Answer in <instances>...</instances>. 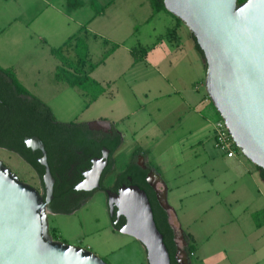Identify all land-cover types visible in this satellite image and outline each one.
I'll return each mask as SVG.
<instances>
[{"label": "crops", "instance_id": "crops-1", "mask_svg": "<svg viewBox=\"0 0 264 264\" xmlns=\"http://www.w3.org/2000/svg\"><path fill=\"white\" fill-rule=\"evenodd\" d=\"M24 1L25 8L23 0H0V68L12 69L24 87L23 73L38 70L40 63L23 58L42 46L44 54L49 51L57 61L50 71L62 69L69 78L86 75L102 89L91 102L79 88L59 80L63 86L57 96L80 111L76 124L94 141L111 132L119 135L114 164L116 153L125 150L130 156L126 166L134 160L153 172L154 186L164 193L168 223L184 246L177 248L188 263L264 264V196L258 192L256 177L264 182L241 154L227 159L206 152L209 143L213 145V122L200 110L205 63L187 28L165 10L153 15L149 0H138L133 11L128 0H104L98 10L90 3L82 14L77 13L84 8L81 0H76L74 8L64 0L65 8L62 0H41L45 8L37 18L47 22L37 33ZM75 35L84 41L86 50L77 51L71 39ZM54 50L59 51L58 57ZM62 58L69 66H62ZM72 63L79 64V69ZM38 99L50 109L45 99ZM152 156L155 165L150 162ZM170 157L174 160L166 163ZM196 160L201 163L195 165ZM184 165H189L188 170H177ZM204 166L208 171L200 177ZM218 166H224L220 182L231 175L239 181L235 191L223 197L211 177ZM239 166L244 170H236ZM170 169H175L176 176L170 175ZM198 170V177L193 176ZM231 200L242 207V213L220 222V212ZM222 232L221 238L231 237V244L212 242ZM185 235L192 239L190 254L182 240ZM180 258L187 262L185 256Z\"/></svg>", "mask_w": 264, "mask_h": 264}, {"label": "water", "instance_id": "water-1", "mask_svg": "<svg viewBox=\"0 0 264 264\" xmlns=\"http://www.w3.org/2000/svg\"><path fill=\"white\" fill-rule=\"evenodd\" d=\"M163 6L187 28L202 52L206 95L233 144L253 166L264 170V0L240 4L237 0H163ZM24 144L40 152L42 190L21 181L0 160V264H107L87 248L52 238L48 215L55 179L43 142L33 136L24 138ZM108 155L103 147L100 157L90 160L91 167L81 173L75 191L100 188ZM146 183L166 212L164 193L154 186L151 170ZM104 193L108 214L116 218L113 224L124 219L118 232L141 244L146 263L171 264L145 191L123 184L115 192ZM181 255L187 261L177 248L176 264H189Z\"/></svg>", "mask_w": 264, "mask_h": 264}, {"label": "trees", "instance_id": "trees-1", "mask_svg": "<svg viewBox=\"0 0 264 264\" xmlns=\"http://www.w3.org/2000/svg\"><path fill=\"white\" fill-rule=\"evenodd\" d=\"M67 7H78L76 0H64ZM246 0H237V3H243ZM153 15L160 11H164L163 0H149ZM177 20V19H176ZM179 23V21L177 20ZM76 43L77 51L82 49L86 50V45L82 39H79L77 35L71 37ZM195 42V39H194ZM195 48L202 55L198 45L195 42ZM53 53L58 57L59 51L54 50ZM62 66L69 64L65 59H61ZM74 64V63H72ZM77 64L73 67L75 70L79 69ZM79 72V71H77ZM55 78L59 81H63L72 87H77L82 92V96L89 103L99 94L102 89L99 85L95 84L86 75L75 74L71 78L65 74L62 69L55 72ZM81 124H63L59 123L53 117V114L49 107L42 103L38 98L32 96L17 80L15 73L12 69L0 68V148L11 151L18 155L31 169L35 172L38 178L41 180L43 174V167L38 163L40 158L39 151H32L24 144V138L26 137H38L44 144L47 161L50 167L52 176L55 179L54 184V199L50 203L52 204L57 197L62 195H71L81 193L80 195L89 196L91 193L77 192L74 189L76 183L80 181L82 175L81 170H69L71 164L76 166V169L83 167V161L89 163L90 158L98 156L103 147L109 151L108 167L103 171L102 176L105 173H109L114 164L113 154L120 145V137L116 132L109 134V139L94 141L91 139L89 132L81 129ZM82 151L85 159L82 163H75L72 161V157H75V153ZM56 164V167H53ZM259 178L264 182V170L257 168ZM74 172V176H69L70 172ZM147 170H139L137 165L132 160L125 170L120 172L114 182L112 191H116L119 186L136 185L140 189L144 190L149 200L155 226L159 233L162 235L163 243L168 251L171 264H176L174 256L177 250V244L175 241L174 230L168 223L167 214L158 204L155 194L146 183ZM59 177L63 178V185L59 186ZM128 177L130 181H128ZM103 189V188H102ZM100 189V190H102ZM60 193V194H59ZM67 205V204H65ZM79 204L69 206L67 213H71ZM63 211V210H61ZM124 223V219L120 221L118 225H114L119 229ZM114 232L115 230L112 229ZM49 233L54 240H60L59 235L55 228H49ZM184 240L187 243L185 248L186 253L190 254L192 246L189 242L192 240L190 236L185 235Z\"/></svg>", "mask_w": 264, "mask_h": 264}, {"label": "rangeland", "instance_id": "rangeland-1", "mask_svg": "<svg viewBox=\"0 0 264 264\" xmlns=\"http://www.w3.org/2000/svg\"><path fill=\"white\" fill-rule=\"evenodd\" d=\"M55 1V0H54ZM84 4V8L78 10V14H82L83 11H88L89 4H92V9L98 10V4L100 1L104 0H81ZM128 6L130 9L136 5L138 0H128ZM74 1L72 0V3ZM27 3V11H28V19H33L32 25L34 31L39 33L43 27H45V23L47 22L46 19L40 20L37 18V15L40 11L45 8V4L41 0H26ZM63 7L65 8L64 1L62 0ZM23 7L25 8V1L23 0L22 3ZM73 8V7H72ZM17 10V9H16ZM130 11H133L132 9ZM42 46L37 47V52H31L23 59H31L32 61H38L40 64L38 70H30L29 72L23 73V85L29 91V93L34 96L35 98L45 99L46 102L50 104V109L52 110L53 117L57 122H62L63 124H68L71 121H75V115H79V110H72L74 105L64 103L59 97L57 93L61 88V83L54 77L55 73L50 71L55 65H57L56 58L51 55L48 51L44 54V47L43 51L41 50ZM65 48L62 47V49ZM53 60V63L50 61ZM82 64V63H81ZM80 64V65H81ZM79 65V64H77ZM54 75V76H53ZM25 76V77H24ZM57 81H56V80ZM204 81V80H203ZM63 86V85H62ZM200 110L205 113L208 119L215 123L220 118L218 117L217 113L213 109L212 103L208 99L204 84L200 81ZM77 105V104H76ZM79 106V105H77ZM79 121H83L82 118ZM212 142V140H211ZM207 146V144H206ZM206 152L208 155L213 157H222L221 153L214 149L213 145L209 143L208 147L206 148ZM240 158L249 164L252 169L254 166L242 155ZM155 156L150 158L151 164L155 165L154 162ZM0 160L2 163L10 169L12 173H14L21 181L29 184L30 186L34 187L38 191L42 190L41 180L35 174L34 171L15 153L1 149L0 148ZM130 156L129 152L125 150H121L120 152L116 153L115 155V164L113 165L112 170L106 174V178L104 180L105 186H112L113 180L117 177V175L122 172L129 162ZM174 160L172 157L166 163L171 162ZM198 162V163H197ZM200 164V160H196L195 162ZM172 167V166H169ZM158 168V167H157ZM189 165H184L177 170H188ZM208 166H204L205 170H200V177L201 175H206ZM224 166H218V170L215 174L211 173V177L214 179V183L216 185L218 183V187H220L223 195H230L233 193V189L239 184L237 176L231 175V177L227 179H221L220 182V172L223 170ZM175 169H170L168 172L170 175L176 176ZM225 170H230L227 167ZM236 170H244L241 166L237 167ZM158 172L160 170H157ZM199 174V170L195 172L193 176H197ZM198 177V176H197ZM196 177V178H197ZM256 177V176H255ZM195 178V179H196ZM258 183V192L264 196V183H260L258 176L256 177ZM224 183L227 186H224ZM254 188V187H253ZM256 190V188H254ZM79 204L77 208L74 209L73 212L67 213L64 210H67L74 204ZM224 205V202H223ZM217 209V208H216ZM63 211L57 212L55 215L49 214L48 215V223L49 228H55L57 234L61 241L69 244V245H78L83 248H87L92 253L96 254L100 257L103 261L107 264H147L145 260V252L141 246V244L125 235H121L120 233L114 232L111 228L110 223V215L108 214L107 210V203H106V195L102 190H95L89 196H80L76 199L75 203L67 204L62 208ZM242 207L240 205H235L232 200L227 202L226 208L221 210V218L220 222L229 220L230 214L232 216L241 214L240 212ZM230 211V212H229ZM203 216V215H202ZM200 215V218L202 217ZM208 215H206L207 217ZM205 217V218H206ZM201 224V219H200ZM232 228V227H230ZM231 230V229H230ZM262 232L264 233V227L262 228ZM221 234H217L212 242H219L227 243L228 245L232 243L231 237H224L221 238ZM261 232L259 235L255 234L256 237H260ZM249 239L251 240L252 234L248 235ZM219 238V239H217ZM185 242V240L182 238ZM177 246L184 247L180 243H182L179 238H175ZM180 242V243H179ZM189 245H192V240L189 242ZM187 243L185 242V247ZM198 247V245H197Z\"/></svg>", "mask_w": 264, "mask_h": 264}, {"label": "flooded vegetation", "instance_id": "flooded-vegetation-1", "mask_svg": "<svg viewBox=\"0 0 264 264\" xmlns=\"http://www.w3.org/2000/svg\"><path fill=\"white\" fill-rule=\"evenodd\" d=\"M104 138H106L107 140L109 139V135L107 136V137H104ZM2 149V148H1ZM100 155H101V152H100V154L98 155V156H95V157H100ZM75 156H76V158L75 157H72V161L73 162H75V163H82V161L85 159V157H84V154H82V151H79L78 153H75ZM108 157H109V155H108ZM94 157H92V158H90V159H93ZM83 167L81 168V169H76V166H74V165H72L71 164V167H70V169L69 170H81V172H80V174L84 171V170H87V169H89L90 167H91V164H90V162L89 163H87V162H85V161H83ZM108 165V164H107ZM135 165H137V167H138V169L139 170H147L148 172L150 171V169L149 168H147L146 166H141L140 165V163H138L137 161L135 162ZM53 167L55 168L56 167V164H53ZM108 167V166H107ZM107 167L104 169V170H107ZM147 172V173H148ZM103 174V173H102ZM106 174H108V173H105L103 176H102V178H101V181H100V188L98 189V190H100V189H102V191H104V190H106V189H109V190H111V188L114 186V182H115V180H116V178L113 180V185L112 186H105L104 185V180H105V178H106ZM70 177L71 176H74V172H70L69 174H68ZM129 178V177H128ZM82 180V178L80 179V181ZM79 181V182H80ZM78 182V183H79ZM59 186H62L64 183H63V178L62 177H59ZM77 184V183H76ZM75 184V185H76ZM95 191V190H94ZM94 191H92V192H90V193H93ZM112 191V190H111ZM114 192V191H113ZM84 192H82V194H83ZM60 194V193H59ZM62 195H60L59 197H57L56 199H55V201L52 203V204H50L49 205V208H50V210H51V213L50 214H52V215H55L57 212H60L61 210H62V208L65 206V204H71V203H75L76 202V199H78V197H80L81 195V193H77L76 194V192H75V194H71V195H66V194H64L63 195V192L61 193ZM123 218L122 217H120L119 219H118V221H117V223H116V225H118L119 223H120V221L122 220ZM115 220H116V218H115V215H112L111 217H110V223H111V228L112 229H114L115 230V232H117V233H119L118 232V229L117 228H115L112 224L115 222ZM122 226V225H121Z\"/></svg>", "mask_w": 264, "mask_h": 264}, {"label": "built area", "instance_id": "built-area-1", "mask_svg": "<svg viewBox=\"0 0 264 264\" xmlns=\"http://www.w3.org/2000/svg\"><path fill=\"white\" fill-rule=\"evenodd\" d=\"M212 143L214 149L227 159L235 158L236 155L240 154L230 139L221 119L212 124Z\"/></svg>", "mask_w": 264, "mask_h": 264}, {"label": "bare ground", "instance_id": "bare-ground-1", "mask_svg": "<svg viewBox=\"0 0 264 264\" xmlns=\"http://www.w3.org/2000/svg\"><path fill=\"white\" fill-rule=\"evenodd\" d=\"M107 210H108V209H107ZM109 217H110V216H109ZM112 225L114 226L115 224H112ZM119 229H120V228H119ZM119 229H118V230H119Z\"/></svg>", "mask_w": 264, "mask_h": 264}]
</instances>
